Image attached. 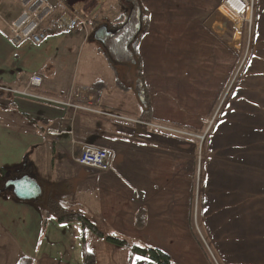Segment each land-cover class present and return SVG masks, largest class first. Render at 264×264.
Wrapping results in <instances>:
<instances>
[{
	"label": "crops",
	"instance_id": "obj_1",
	"mask_svg": "<svg viewBox=\"0 0 264 264\" xmlns=\"http://www.w3.org/2000/svg\"><path fill=\"white\" fill-rule=\"evenodd\" d=\"M96 1L93 11L107 0ZM141 1L150 11L139 46L147 124L74 113L22 94L29 88L57 96L78 84L94 86L104 108L140 118L146 101L139 102L128 67L118 69L129 82L121 87L106 58L78 60L67 73L62 61L49 68L47 53L28 56L24 49H46L52 35L21 46L10 33L0 36V188L33 172L45 195L59 189L106 233L161 248L176 264H264V0L254 2L250 30L220 11L224 0ZM5 8L1 3L0 17ZM21 10L20 0L5 17L8 30ZM106 71L112 84L96 79ZM33 75L42 77L39 87L30 86ZM91 145L108 148L109 170L78 162ZM45 195L21 200L0 191V264L23 256L34 264H83L85 245L96 264H156L79 221L46 216ZM141 207L147 219L140 228Z\"/></svg>",
	"mask_w": 264,
	"mask_h": 264
},
{
	"label": "built area",
	"instance_id": "obj_2",
	"mask_svg": "<svg viewBox=\"0 0 264 264\" xmlns=\"http://www.w3.org/2000/svg\"><path fill=\"white\" fill-rule=\"evenodd\" d=\"M255 0H224L219 8L224 14L233 13L247 23L251 29L253 18V7ZM22 10L19 15L8 23L10 38L15 45H21L26 41L34 44L43 43L50 33V27L71 32L80 23L85 24L86 18H83V5L72 7L65 0H21ZM42 83V77L33 75L31 77L30 86L39 87ZM17 91V90H13ZM94 86L75 85L68 94H60L57 96L43 95L37 91L26 89L22 94L35 97L44 102L57 106L71 109L74 113H88L96 116L116 117L131 122L145 123L140 118H132L130 116L118 115L108 108H104L98 96L95 93ZM78 162L87 167L97 168L99 170H109V150L108 148L99 146H87L78 157Z\"/></svg>",
	"mask_w": 264,
	"mask_h": 264
},
{
	"label": "trees",
	"instance_id": "obj_3",
	"mask_svg": "<svg viewBox=\"0 0 264 264\" xmlns=\"http://www.w3.org/2000/svg\"><path fill=\"white\" fill-rule=\"evenodd\" d=\"M122 7L121 14L107 24L110 28L115 30V33L108 36L106 44H101L104 49V54L110 66L116 71L117 82L121 87H124L122 79L119 76V67H128L131 76L140 77L138 81V88L143 96L146 98V105L143 112L139 115L140 119L149 122L152 120L151 109L149 103V95L146 91V83L142 71V56L140 53V43L143 36L149 29L150 25V11L142 4L141 0H132V4H125V0H119ZM141 6V27L137 26V8ZM104 23H94V28ZM102 82H97L100 85ZM4 91L0 89V95ZM36 123L37 121L34 120ZM6 172V170H5ZM44 208L46 216L55 215L60 222L79 221L83 228L89 229L96 235L104 238L106 241L127 247L132 256L140 255L147 257L156 264H176L172 257L161 248L151 246L146 243H133L126 238L117 236L112 233H106L98 224L96 219L91 217L81 208H75L67 204L66 197L60 192L50 190L44 198ZM136 225L144 227L146 224L147 213L144 207H141L136 214ZM17 264H34L31 257L23 256L19 259ZM83 264H96V255L90 251L87 246H84V261Z\"/></svg>",
	"mask_w": 264,
	"mask_h": 264
},
{
	"label": "rangeland",
	"instance_id": "obj_4",
	"mask_svg": "<svg viewBox=\"0 0 264 264\" xmlns=\"http://www.w3.org/2000/svg\"><path fill=\"white\" fill-rule=\"evenodd\" d=\"M70 2L72 3L71 4L72 7H76L77 4L80 5L84 4V6L82 7L83 8L82 11L83 12L85 11L83 18H86L87 20L86 23L88 25L84 26L80 23L71 32H64L56 28L55 26H51L49 35H52V37L49 38L48 43H46V49H38L37 45H34L33 48L35 49H30V50L24 49L26 52H28V56H30L32 59L35 58L36 60L40 56L43 57L42 53H47L48 54L47 56L51 57L48 66L49 68H53L54 64L56 63L55 60H58V62L62 61L61 62L62 71L67 73L69 72L72 73V71L76 67V63L78 60L82 65H86L91 61L93 62L97 60L98 61L100 60L101 64L105 62L104 58L106 57L104 54V49L101 46V43L95 41L92 38L93 31L95 30L93 24L108 23L109 21H112L115 18H117L122 12V7L120 5L119 0H107L105 3H103L101 7H98L94 11L93 8L96 5L97 2L96 0H91V1L70 0ZM80 2H82V4ZM1 3L6 6L5 9L8 10L9 12L6 14V16L0 17V36H4L8 38L10 32L6 27L5 17L7 18L11 13L15 12L16 8L20 6V0H0V4ZM67 3H69V1H67ZM247 24H248L247 27L250 30L249 23ZM78 31H81V33L76 34ZM87 31L89 32L88 36H86ZM244 57H245L244 61H247V54H245ZM106 72H104L103 75H99L100 78H98L97 76L96 79L107 81L110 84H112L109 80L110 79L109 75L111 74V71H108L107 73ZM48 75L49 74H47L46 76ZM122 81L125 84H129L126 77L122 78ZM142 243L143 242H140L139 244Z\"/></svg>",
	"mask_w": 264,
	"mask_h": 264
},
{
	"label": "water",
	"instance_id": "obj_5",
	"mask_svg": "<svg viewBox=\"0 0 264 264\" xmlns=\"http://www.w3.org/2000/svg\"><path fill=\"white\" fill-rule=\"evenodd\" d=\"M137 26L141 27V6L137 8ZM115 33V30L110 28L107 23H104L98 26L93 34L92 38L95 41L105 45L106 39L108 36H111ZM140 77L133 78V88L136 92V96L141 104L146 101L145 96H143L138 88V81ZM24 167H27V163L24 164ZM12 190L15 196L21 200H32L37 198H43L46 193V187L38 180L36 175L33 172L25 173L23 175H16L13 178H9L4 187L0 188V191ZM46 196V195H45Z\"/></svg>",
	"mask_w": 264,
	"mask_h": 264
},
{
	"label": "flooded vegetation",
	"instance_id": "obj_6",
	"mask_svg": "<svg viewBox=\"0 0 264 264\" xmlns=\"http://www.w3.org/2000/svg\"><path fill=\"white\" fill-rule=\"evenodd\" d=\"M124 2H125V4H128V5L132 4V0H125Z\"/></svg>",
	"mask_w": 264,
	"mask_h": 264
}]
</instances>
